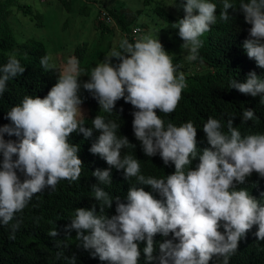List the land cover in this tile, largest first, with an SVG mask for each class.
<instances>
[{"label":"clouds","instance_id":"9594fccd","mask_svg":"<svg viewBox=\"0 0 264 264\" xmlns=\"http://www.w3.org/2000/svg\"><path fill=\"white\" fill-rule=\"evenodd\" d=\"M180 6L185 15L171 27L178 29L183 46L189 49L187 59L195 60L202 46L200 37L217 21V5L209 0H181ZM229 9L236 10L229 0H223L219 13L222 21L229 19ZM239 10L251 25L243 48L257 67L264 69V0L241 2ZM134 31L139 33L140 29ZM113 58L118 63L113 64ZM50 59L45 55L40 60L46 71L52 68ZM69 63L72 67L58 75L44 98L25 96L6 113L11 123L0 126V224L9 225L16 213L45 188L54 190L61 180L74 182L80 178L83 162L78 156L79 145L70 144L69 137L78 132L89 139L95 129L100 135L89 151L111 167L123 170L125 179L135 177L137 183L129 188L124 203L100 186L111 184L109 169L92 172L99 182L92 185L91 191L100 211L95 206L90 210L76 208L65 231L74 229L78 246L92 250L93 257L108 264H138L140 242L146 241L143 252L148 264L154 260L158 264H210L213 257L229 264L241 237L254 225L258 226L256 239L264 240V206L246 189L235 187L253 172L264 177V134L242 137L233 119L228 120L229 134H225L220 122L209 117L203 132L210 147L198 150L197 128L191 121L180 126L169 121L165 126L158 112L168 115L175 111L186 82L183 73L177 75L171 55L151 33L138 35L133 42L122 39L119 50L112 49L91 68L87 75L90 79L82 85L79 76L74 75L77 62ZM24 71L16 54H10L0 67V96L7 82ZM81 86L105 112L111 113L120 99L131 104L135 109L134 136L144 154H159L165 166L174 165V173L159 179L140 174L136 157H121L122 149L135 145L126 136H117L119 125L114 121L105 122L96 115L92 127L86 128L77 119L83 114ZM230 88L252 97L259 95L264 103V78L254 71L244 82L233 79ZM254 114L255 110L244 109L242 122L252 120ZM5 134L19 139L6 140ZM197 157V167L186 170ZM137 184L151 186L165 199L155 198ZM114 200L116 214L109 218L105 209L111 208ZM19 224L17 220L11 225L10 238H15ZM157 233L164 237L171 233L173 239L159 243V254L154 256L153 237ZM48 235L57 237L56 228Z\"/></svg>","mask_w":264,"mask_h":264},{"label":"trees","instance_id":"16d2710c","mask_svg":"<svg viewBox=\"0 0 264 264\" xmlns=\"http://www.w3.org/2000/svg\"><path fill=\"white\" fill-rule=\"evenodd\" d=\"M59 1L63 6L70 8V0ZM209 2L217 5V21L200 37L202 46L198 49L197 58L192 60L193 64H201L208 69L185 78L186 87L182 91V97L174 112L168 115L158 112L165 121V126L169 121L176 126L191 121L197 128L198 150L210 147L206 134L203 132V125L209 117L220 122L221 131L225 134H229L227 128L229 119H233V126L238 128L242 137L250 134H264V103H261V97L259 95L252 97L230 88L233 79L244 82L249 72L254 71L257 76L264 78V69L257 67L255 60L250 59L243 48L244 40L249 37L251 25L245 22L239 5L248 0H229L236 10L229 9L227 21H222L219 16L223 0H209ZM18 4V0H0V67L7 63L10 54H16L21 66L25 68L22 75L18 74L7 82L6 90L0 96V126L11 123L5 117L12 106L20 104L25 96L44 98L57 82L54 70L51 68L46 71L40 63L41 58L48 55L45 43L35 38H28L22 42L18 40L9 22L12 7ZM180 8L179 17L166 12L160 6H156L154 10L162 19L175 23L185 15L182 7ZM23 11L28 14L30 9L24 8ZM109 13L123 29L127 28L115 10ZM99 24L104 28L108 27L100 22ZM87 102L90 114L80 121L86 128L92 127V119L99 115L105 119V122L114 121L119 125L116 129L117 136H126L129 142L135 145V148L129 146L122 149L121 157L126 154L136 157L140 163V174L159 179L174 173V165L170 163L165 166L159 154L154 157L144 154L141 143L134 136L132 112L135 109L131 104L120 99L116 102L113 111L108 113L97 107L98 102L93 96H90ZM244 109L255 110L252 120L242 122ZM99 135V131L93 129L92 137L85 139L82 133L73 132L68 142L79 145L78 156L83 162L80 178L74 182L61 180L54 190L45 188L35 194L21 212L16 213L9 225L0 224V264H73V257H75V264H108L107 261H101L98 256L93 257L92 250H85L78 246L79 241L75 238L77 233L74 229L70 232L65 231L66 226L71 223L76 208L90 210L95 206L96 211H100L99 203L93 198L94 194L91 191L92 185L99 183L97 178L92 176V172L97 168L110 170L111 184L102 183L100 186L110 196H119L121 202H127L129 188L137 183L135 177L125 179L123 170L111 167L99 155L89 151ZM5 139L16 141L19 138L5 134ZM198 163L197 157L189 166H186V170L188 167L195 169ZM18 175L23 180V175L19 172ZM136 187H143L157 199H165L152 190L151 186L137 184ZM235 187L237 190L246 189L264 206V177L253 172L243 184H236ZM115 208L114 200L112 207L105 209V214L110 218L116 214ZM17 220L20 221L19 228L15 232V238L12 239L10 238L11 225ZM54 228L58 235L50 237L48 232ZM220 230L223 231V228ZM257 230L258 226L254 225L244 237H241L238 248L229 257V264H264V240L256 239L254 234ZM166 239H173L172 234L164 237L157 233L153 237L154 256L159 254V243ZM145 246L146 241L140 242L141 255L138 264H148L143 252ZM152 264H158V262L154 260ZM210 264H222V258L217 260L213 257Z\"/></svg>","mask_w":264,"mask_h":264},{"label":"rangeland","instance_id":"374dc122","mask_svg":"<svg viewBox=\"0 0 264 264\" xmlns=\"http://www.w3.org/2000/svg\"><path fill=\"white\" fill-rule=\"evenodd\" d=\"M18 2L12 7L9 22L20 42L35 38L45 43L56 81L61 72L72 67L69 62L76 61L77 72L74 75L79 76L82 85L90 79L87 75L91 68L110 54L112 49L119 50L122 39L133 42L136 36L149 33L159 39L171 55L177 75L183 73L186 78L208 69L187 59L190 52L183 46L184 41L179 37L178 29L172 28L173 23L162 19L154 10L160 6L179 17L181 0H70L69 9L59 0ZM24 8H29L30 12L25 14ZM100 9L109 12L115 10L127 28L123 29L117 21L106 28L101 26L97 19ZM135 29L141 30L139 34L133 35ZM112 62L118 63L115 58ZM79 95L83 101L80 106L83 114L78 115L77 119L81 120L90 114L87 101L92 94L81 86ZM97 107H100L99 104Z\"/></svg>","mask_w":264,"mask_h":264},{"label":"built area","instance_id":"2783aa9c","mask_svg":"<svg viewBox=\"0 0 264 264\" xmlns=\"http://www.w3.org/2000/svg\"><path fill=\"white\" fill-rule=\"evenodd\" d=\"M97 19L101 24H105L106 26L115 25V19L113 16L108 12L107 9H100L97 13ZM141 31V30H140ZM139 33L134 31L133 35H137Z\"/></svg>","mask_w":264,"mask_h":264}]
</instances>
